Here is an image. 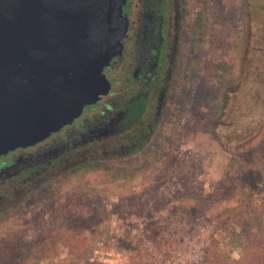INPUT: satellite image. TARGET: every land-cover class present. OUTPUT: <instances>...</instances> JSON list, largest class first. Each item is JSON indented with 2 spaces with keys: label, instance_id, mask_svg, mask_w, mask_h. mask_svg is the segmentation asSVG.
I'll use <instances>...</instances> for the list:
<instances>
[{
  "label": "rangeland",
  "instance_id": "1",
  "mask_svg": "<svg viewBox=\"0 0 264 264\" xmlns=\"http://www.w3.org/2000/svg\"><path fill=\"white\" fill-rule=\"evenodd\" d=\"M212 2L214 45L209 51L205 45L198 77L185 82L183 105L170 108L180 115L190 100V114H194L179 120L172 163L167 169L157 163L146 177L123 178L120 170L112 172L105 161L99 165L88 162L59 176L54 186L59 191L71 188L64 203L60 201L57 208H50L33 222L25 220L20 231L8 234L14 243L18 239L27 242L28 246L16 248L22 257L30 261L33 256L32 264H146L134 257L139 243L144 254L148 252L163 264H198L207 235L211 233L219 241L224 236L219 226L225 214L247 196L255 209L251 215L264 221V137L254 145L253 152L248 147L254 138L234 137L230 144L223 140L221 144L208 116L216 89L227 93L234 88L240 70L248 71L250 65L253 71L256 67L260 71L256 84L261 82L264 58L257 56L254 65H246L243 56L246 59L248 50L243 53L242 38L244 21L260 17L264 0ZM204 33L208 34L207 26ZM262 122L258 130L264 128ZM82 144L86 143L78 146ZM27 158L21 154V160L10 170L15 172L12 176L45 165L42 159L30 162ZM231 159L243 160L245 169H253L247 176L237 177V171L243 170L237 169L226 177ZM12 176L3 182L9 184ZM65 205L70 212L63 209ZM191 207L196 211L189 215ZM32 243L37 246L32 248ZM224 252L232 259L238 258L234 248Z\"/></svg>",
  "mask_w": 264,
  "mask_h": 264
},
{
  "label": "flooded vegetation",
  "instance_id": "2",
  "mask_svg": "<svg viewBox=\"0 0 264 264\" xmlns=\"http://www.w3.org/2000/svg\"><path fill=\"white\" fill-rule=\"evenodd\" d=\"M213 11L212 0H123L116 16L119 32L113 52L100 66L103 91L87 94L94 102L82 105L58 131L0 158L4 194L21 182L11 178L9 184L3 182L15 173L10 170L21 154L30 162L42 159L50 166L62 160L61 149L67 147L79 152L87 145L116 147L123 154L150 137L168 113L176 114L171 107L183 105L185 82L198 77L205 56L201 53L205 45L208 51L214 45ZM73 135L78 137L70 139Z\"/></svg>",
  "mask_w": 264,
  "mask_h": 264
},
{
  "label": "trees",
  "instance_id": "3",
  "mask_svg": "<svg viewBox=\"0 0 264 264\" xmlns=\"http://www.w3.org/2000/svg\"><path fill=\"white\" fill-rule=\"evenodd\" d=\"M245 6L247 7V5ZM241 9H245L244 5ZM261 10L262 14L259 15V18L248 22L247 17L243 23L242 51L244 53L248 50L246 59L243 56L246 65L251 62L254 65L257 56L264 58V8ZM249 67L250 65L248 71L247 69L246 71H239L235 86L230 91L221 93L219 89H216L208 116L212 130L220 143L223 140L230 144V138L234 137H242L243 140L254 138L255 142L248 147L249 151L253 152L254 145L264 137V128L258 130L264 121V63L260 85L256 84L260 71L254 66L253 71H250ZM186 104L188 107L185 106L180 115L168 113L165 121L157 125L156 129L150 133V137L123 154H120L116 147L97 148L87 145L82 152H79L78 148L67 147L61 149L66 156L60 155L62 156L61 161L50 166L45 164L42 166L44 169L36 165L12 176L11 179H18L21 182L11 186V191L8 194H4V190L0 188V264H5L7 260V264H32L31 261H35L32 255V259L29 261L28 258L22 257L17 252L18 249L16 248L22 249L28 246L27 242L18 239L14 243L8 239V234L20 231L19 229L24 226L25 220L33 222L48 213L50 208L54 206L57 208L56 204L60 201L64 203L62 201L69 196L71 188L59 191L54 186V181L59 176L71 170L80 169L88 162H96L99 165L103 161L107 163L112 172L120 170L122 172L120 176L123 178H130L135 175L146 177L147 171L156 168L157 163L167 169L174 158L172 148L179 127V120L188 117V115H194L190 114V100H187ZM192 118L195 119V117ZM195 120L197 121L198 117ZM76 137L78 136L73 135L70 136V139ZM222 146L231 150L225 145ZM81 156L84 159H80ZM132 159H135V163L131 162ZM244 167L243 160L231 159L228 163L226 177H230L231 173L237 169H243L237 171V177H243V174L247 176L248 171L253 168L247 167L249 169H245ZM38 168H40L38 173L33 174L32 172ZM111 174H113L112 176L116 175L115 173ZM251 204L252 199L247 196L245 201L241 200L229 213L225 214V218L219 226L224 232V236L217 241L211 236V233L207 235L198 264H264V221L258 220L255 214L251 215L255 212ZM249 208L252 209L250 213ZM63 209L70 212V208L66 205ZM195 211L196 209L191 207L188 208L187 213L190 215ZM230 221L232 223H229ZM43 240L44 238L41 241L43 243L41 247L44 248ZM36 244L32 243V248L37 246ZM136 244L134 257L146 264H163L154 256H150L148 252L144 254L141 249L142 244ZM228 247L238 251L237 259H232L227 252H224ZM29 248L31 246L28 247V250ZM52 248H54V244ZM147 248H149L148 245Z\"/></svg>",
  "mask_w": 264,
  "mask_h": 264
},
{
  "label": "water",
  "instance_id": "4",
  "mask_svg": "<svg viewBox=\"0 0 264 264\" xmlns=\"http://www.w3.org/2000/svg\"><path fill=\"white\" fill-rule=\"evenodd\" d=\"M123 0H0V158L70 122L102 92Z\"/></svg>",
  "mask_w": 264,
  "mask_h": 264
}]
</instances>
